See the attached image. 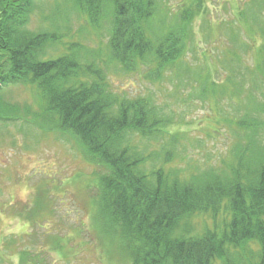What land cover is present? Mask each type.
I'll list each match as a JSON object with an SVG mask.
<instances>
[{
	"label": "trees",
	"instance_id": "trees-1",
	"mask_svg": "<svg viewBox=\"0 0 264 264\" xmlns=\"http://www.w3.org/2000/svg\"><path fill=\"white\" fill-rule=\"evenodd\" d=\"M36 1L0 0V88L35 87L43 100L36 123L72 140L99 169L98 177L90 176L97 185L93 181L88 191L97 189L92 216L106 260L264 264V107L236 112V119L219 116L214 125L232 129L234 143L218 163L202 161L198 156L204 152L197 153L200 163L189 151L191 130L170 131L175 113L152 89L170 78L176 93L190 87L193 99L200 85L197 98L203 102L216 100L226 86L232 96L252 91L237 76L219 84L204 72L203 61L196 59L202 63L197 70L187 61L194 52L192 24L200 0H187L176 13L162 0H75L91 29L109 33L107 46L98 50L75 39L71 26L61 28L60 8L44 19L51 29L28 31ZM235 51L240 54L228 52L232 60ZM113 69L154 87L141 95L117 91L109 76ZM4 109L14 114L0 120L17 121L16 108L3 102ZM214 128L210 131L219 134ZM198 214L208 215L213 225L193 236L188 227ZM29 255L19 252L21 264H46L38 257L31 262Z\"/></svg>",
	"mask_w": 264,
	"mask_h": 264
},
{
	"label": "rangeland",
	"instance_id": "rangeland-1",
	"mask_svg": "<svg viewBox=\"0 0 264 264\" xmlns=\"http://www.w3.org/2000/svg\"><path fill=\"white\" fill-rule=\"evenodd\" d=\"M74 2L36 1L27 30L48 31L52 26L44 22L45 17L60 8L64 18L61 28L71 26L75 39L91 49L105 48L108 31L91 29ZM162 2L166 9L176 13L188 1ZM200 4V12L194 14L192 24L196 40L190 48L194 52H190L187 61L194 62L193 70L202 66L196 59L203 61L204 72L219 84L237 76V81H242L240 85L246 81L252 91L240 89L239 96H232L230 86H226L227 91L216 100L203 102L197 98L200 85L190 99V87H182L176 93L170 78L162 88H152L138 75L113 69L109 76L115 90L130 95L146 94V88H152L167 110L175 113L170 131L191 130L192 142L188 147L194 160L203 163L210 157L213 163H218L235 140L234 131L228 126L214 125L219 116L236 119V112L246 111L247 115L264 107L260 104L264 102V88L258 68L264 61V0H200ZM215 39L221 42L218 44ZM234 49L240 54L235 51L232 60L228 52ZM50 51L52 55L54 49ZM3 102L16 108L19 117L13 118L15 122L0 120V264H21V251L30 254V260L38 257L46 264H110L95 230L96 217L92 216L91 196L97 189L91 187L88 191L90 183L94 181L97 185V179L91 180L90 176H97L99 169L88 164L72 140L59 132L45 131L36 123L35 114L40 112L43 100L35 87H1L0 107ZM11 115L5 109L0 110L1 118ZM214 126L219 134L210 131ZM200 152H204L198 156L202 161L196 156ZM212 225L208 215L198 214L188 229L193 236L201 235ZM31 233L29 237L27 234Z\"/></svg>",
	"mask_w": 264,
	"mask_h": 264
}]
</instances>
